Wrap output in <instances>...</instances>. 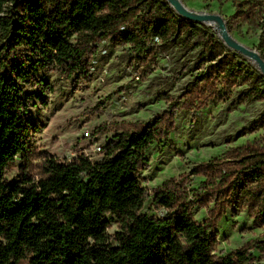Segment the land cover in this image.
Segmentation results:
<instances>
[{"label":"trees","instance_id":"trees-1","mask_svg":"<svg viewBox=\"0 0 264 264\" xmlns=\"http://www.w3.org/2000/svg\"><path fill=\"white\" fill-rule=\"evenodd\" d=\"M229 21L262 30L264 59V0L238 3ZM108 39L129 45L135 61L149 60L158 50L198 54L201 70L189 83L187 104L218 78L230 86L250 82L238 99L264 101L257 68L242 62L209 27L181 17L167 0H0V264H248L251 249L264 253V240L217 256L213 230L225 208L247 209L255 225L264 226V136L191 170L203 177L200 190L217 198L222 211L212 208L202 223L189 201H199L200 190L179 192L173 179L153 196V206L167 215L142 212L147 196L140 170L150 148L172 131L173 102L133 130L115 131L100 160L80 154L61 162L37 154L30 137L42 126L29 119L30 103H46L43 95L52 91L45 72L89 82L96 45ZM263 130L264 114L249 131ZM37 157L39 178L32 173ZM13 169L18 176L7 181ZM111 219L118 224L114 235Z\"/></svg>","mask_w":264,"mask_h":264},{"label":"rangeland","instance_id":"rangeland-1","mask_svg":"<svg viewBox=\"0 0 264 264\" xmlns=\"http://www.w3.org/2000/svg\"><path fill=\"white\" fill-rule=\"evenodd\" d=\"M181 1L194 12L221 15L227 23L237 4L244 0ZM229 22L234 39L260 54L262 30L247 24L241 28L235 21ZM201 25L209 27L218 36L210 25ZM96 46L97 52L90 59L92 78L89 82L74 83L60 71L45 72L52 91L43 95L46 103L40 100L30 103L29 119L42 126L40 134L31 135V143L38 155L47 152L61 162H70L80 154L97 161L102 158L98 148L105 145L115 131L133 130L134 124L146 123L163 114L172 102L177 104L172 108V131L150 148L146 155L148 163L140 170L147 196L144 214L156 218L167 215L166 210L153 206L155 191L167 181L175 180L178 191L187 195L194 189L200 190L203 177L192 176L193 168L264 136V130L249 131L264 114V101L238 99L250 82L230 86L218 78L204 87L202 98L192 104L186 103L192 76L201 70L195 52L164 54L158 50L149 60L141 62L134 60L127 44L108 39ZM240 55L242 62L257 68L264 77L253 61ZM86 131L91 137L84 135ZM32 173L36 178L40 177L39 157L32 161ZM17 176L18 169H13L6 180H14ZM198 193L201 195L199 201L195 202L192 197L189 201L194 202V219L202 223L211 217L212 208L216 212L221 210L216 204L217 198L204 196L203 189ZM225 210L213 230L215 255H227L244 246L252 248L264 240V226H256L247 209L237 213L228 208ZM117 231L118 224L111 219L109 233L114 235ZM250 253L248 264H264V253L256 249H251Z\"/></svg>","mask_w":264,"mask_h":264},{"label":"water","instance_id":"water-1","mask_svg":"<svg viewBox=\"0 0 264 264\" xmlns=\"http://www.w3.org/2000/svg\"><path fill=\"white\" fill-rule=\"evenodd\" d=\"M167 2L181 17L187 20L196 22L198 24H208L210 26L213 23H217L219 30L218 36L224 42V44L230 50L238 52L253 61L264 75V59L257 51L244 46L234 39V37L229 32L225 19L221 15L214 13L194 12L187 8L181 0H167Z\"/></svg>","mask_w":264,"mask_h":264},{"label":"bare ground","instance_id":"bare-ground-1","mask_svg":"<svg viewBox=\"0 0 264 264\" xmlns=\"http://www.w3.org/2000/svg\"><path fill=\"white\" fill-rule=\"evenodd\" d=\"M211 27H213L214 30L216 31V33L219 35V30H218L217 23H213V24L211 25Z\"/></svg>","mask_w":264,"mask_h":264},{"label":"built area","instance_id":"built-area-1","mask_svg":"<svg viewBox=\"0 0 264 264\" xmlns=\"http://www.w3.org/2000/svg\"><path fill=\"white\" fill-rule=\"evenodd\" d=\"M84 135H85L86 137H91V134H90V132H88V131H86V132L84 133ZM98 151L101 152V147L98 148Z\"/></svg>","mask_w":264,"mask_h":264}]
</instances>
